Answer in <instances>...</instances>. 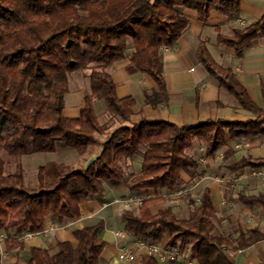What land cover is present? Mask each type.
<instances>
[{"label": "trees", "instance_id": "16d2710c", "mask_svg": "<svg viewBox=\"0 0 264 264\" xmlns=\"http://www.w3.org/2000/svg\"><path fill=\"white\" fill-rule=\"evenodd\" d=\"M179 8L197 13L205 22L211 11L232 17L239 12L236 0H0V233L8 249L21 247L27 234L43 230L47 217L57 223L80 218L82 202L105 193L107 185L122 184L141 204L122 215L131 239L158 243L166 238L168 250L180 248L183 261L195 264H230L227 250H242L261 239L256 231L237 238L215 232V210L205 189L185 216L171 208L156 214L149 207L156 201L145 197L149 190L172 192L184 185L182 175L192 177L197 160L187 154L194 142L214 157L226 139L253 140L264 137V112L256 108L236 82L232 72L217 67L201 45L196 56L204 69L255 119L246 122H206L177 127L163 121L142 119L131 127L119 126L100 143L94 161L84 168L49 162L36 173V187L24 185L19 159L28 154L53 153L58 146L77 156L86 153L94 136L104 132L93 100L104 102L119 121L127 122L135 102L118 99L111 69L124 60L154 83L144 102L153 108L165 105L167 89L162 77L160 53L173 47L187 27ZM258 34H264V16L231 38L219 42L237 56ZM89 71V94L78 118L62 115L68 77ZM264 97V93H263ZM140 158L137 172L127 161ZM14 166L4 174V165ZM264 169V159H243L228 169ZM244 205H264L261 197L239 196ZM101 222L75 230L76 246L59 242L56 250L34 248L27 264H98L105 243ZM187 252V253H186ZM143 264H157L143 258Z\"/></svg>", "mask_w": 264, "mask_h": 264}, {"label": "crops", "instance_id": "0c3cea01", "mask_svg": "<svg viewBox=\"0 0 264 264\" xmlns=\"http://www.w3.org/2000/svg\"><path fill=\"white\" fill-rule=\"evenodd\" d=\"M236 1L239 6L236 15L227 17L211 11L205 22L201 21L193 10L178 9L187 20L186 30L173 47L162 49L160 53L162 77L168 96L165 105L153 108L144 102L145 93L152 92L154 83L150 77L135 70L128 60L113 65L110 72L117 98L131 97L135 105L132 107L130 120L121 122L112 118L115 125L107 130V133L119 126L131 127L142 119L163 121L177 127L216 121L235 123L254 120V115L244 110L231 93L220 87L218 81L207 73L199 62L196 51L201 45L206 48L217 67L232 72L250 102L264 112V34L255 36L250 46L239 56L235 54L233 48L219 42V38H231L235 30L246 28L260 20L264 16V0ZM79 74H83V81H78L76 77L78 75L73 79L68 77V93L64 96L62 110L65 118H78L84 106L85 96L89 94V87L86 92L85 85L89 71ZM94 112L96 114L95 110ZM261 120L264 118L259 119ZM98 141L101 142L103 139ZM200 149L203 151L200 152ZM189 150L198 163V168L192 177L205 178L189 193V198L199 199L205 189L209 190L215 210L213 220L215 232L233 238H237L240 233L246 235L253 230L261 235L259 241L245 249L227 250L226 259L230 264H264V205L250 206L239 201V196L261 197L264 200V180L253 175L258 170L248 167L239 170L243 173V177L236 184H229L223 180L235 174L228 169L231 165L248 158L264 159V137L246 141L228 138L224 147L214 157H208L206 147L199 143ZM99 151L100 147L86 160L90 157L95 158ZM61 156L72 161L81 157L66 150L65 147L61 148ZM84 162L81 166L76 165V168H81ZM59 163L61 162H57ZM127 165L137 172L140 158H136L133 162L128 160ZM192 177L182 175L184 185H187ZM173 192L147 191L145 197L156 199L149 207L150 213L156 214L159 210L169 207L177 215L182 213L179 216H185L190 209L188 198L172 196ZM126 197H129V194L122 184L107 185L103 195L81 203L79 219L57 223L49 216L40 233L23 236L19 240L21 242L19 248L8 249L3 240L0 243V264H27L31 249L41 248L54 252L59 242H68L75 247L73 232L97 222L103 225L100 238L105 243L98 264H143V258L133 262H120L116 258L120 248L131 247L135 242L127 234L122 222V215L128 209L117 203L118 200ZM160 242L165 244L166 238ZM189 261L190 264H195L193 260Z\"/></svg>", "mask_w": 264, "mask_h": 264}, {"label": "rangeland", "instance_id": "374dc122", "mask_svg": "<svg viewBox=\"0 0 264 264\" xmlns=\"http://www.w3.org/2000/svg\"><path fill=\"white\" fill-rule=\"evenodd\" d=\"M76 75H78V76H76ZM75 76L78 78V81L79 80L83 81V78H82L83 74H79V72H73L70 74V79H73ZM87 84H88V80L85 81V85L87 86L86 92H88V85ZM93 105H94L93 106L94 110L96 111V114H95L96 119H97L99 125H103L104 132L100 135H95L94 136V144H91L89 146V148L87 149L86 153L81 155V157L76 158L75 161H72L68 158H64L61 156L62 146H58L53 153H34V154H28V155L21 157L19 159V163L22 166L24 185L26 188L32 190L36 187V185H37L36 173H37V169L39 166L45 165L48 162H56V163L61 162L65 165L72 166V167L76 168V165L81 166L83 161H85V162L87 161L86 158L89 155L93 154L94 152H96L98 150V148L100 147V143L102 142V141L99 142L98 139H103V141L106 139V136H108V134H109V133H107V130H110L115 125V123L112 119L115 117L107 110L103 101L95 100ZM106 111L108 114L106 113ZM107 115H108V118H107ZM110 115L112 117L109 118ZM105 134H107V135L105 136ZM104 136H105V138H104ZM96 137H97V139H96ZM196 143H198V142H194L193 146L196 145ZM66 150L73 153L72 150H69L67 148H66ZM187 154L191 155L189 149L187 150ZM0 158L2 160L6 159V157L3 153L0 154ZM64 160L66 163L64 162ZM85 162H84V164H85ZM13 171H14V166L7 165V164L4 165V174H11V173H13ZM128 171H134V169L130 168V166H129ZM126 198H128V197H126ZM121 200H118L117 203H119L125 209H128V210L133 209L131 206H128V205L120 202ZM178 214L182 215V213H178Z\"/></svg>", "mask_w": 264, "mask_h": 264}, {"label": "built area", "instance_id": "2783aa9c", "mask_svg": "<svg viewBox=\"0 0 264 264\" xmlns=\"http://www.w3.org/2000/svg\"><path fill=\"white\" fill-rule=\"evenodd\" d=\"M236 148H239V146H236ZM202 151L203 149H200V152ZM253 175L259 177L261 180H264V169L255 171ZM242 177L243 173L238 171L232 176H229L223 180L229 184H236ZM204 179L205 178L201 176L192 177L187 185L179 187L173 192L172 196L183 197L187 195L188 193L192 192V190ZM142 200L143 198L140 197H128L122 199L120 202L131 206L132 208H136L141 204ZM194 202L197 203L198 199L195 198ZM3 240L4 235L0 233V243H2ZM116 258L120 262H133L140 258H150L159 264H190L189 260H182L179 247L173 250H168L161 242L146 243L143 240H136L131 247L120 248L117 251Z\"/></svg>", "mask_w": 264, "mask_h": 264}, {"label": "water", "instance_id": "95a60500", "mask_svg": "<svg viewBox=\"0 0 264 264\" xmlns=\"http://www.w3.org/2000/svg\"><path fill=\"white\" fill-rule=\"evenodd\" d=\"M94 161V157H90L84 164V168H86L88 165H90Z\"/></svg>", "mask_w": 264, "mask_h": 264}]
</instances>
